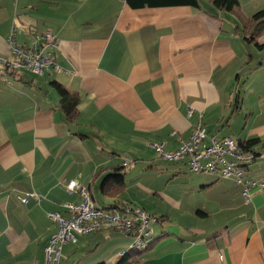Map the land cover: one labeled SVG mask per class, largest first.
I'll return each instance as SVG.
<instances>
[{
	"label": "crops",
	"instance_id": "crops-1",
	"mask_svg": "<svg viewBox=\"0 0 264 264\" xmlns=\"http://www.w3.org/2000/svg\"><path fill=\"white\" fill-rule=\"evenodd\" d=\"M197 2L132 9L126 0H0V59L10 57L13 28L18 44L45 31L59 40L58 70L10 73L0 63V264H48L44 249L59 231L48 215L66 216L63 205L80 202L66 191L72 181L98 207L130 205L162 220L152 230L160 240L136 264H264V192L245 203L232 179L194 174L184 162L166 161L158 188L126 176L132 162L158 159L153 145L176 150L201 122L218 140L258 139L245 176L264 178V25L253 19L264 0H238L229 12ZM53 82L78 97L73 119ZM118 168L124 188L104 194L103 178ZM181 178L190 184L182 196L167 190ZM141 188L153 195L146 205L136 200ZM106 243L116 252L110 245L96 256ZM130 243L101 231L81 236L75 255L74 246L61 252L73 264L110 263Z\"/></svg>",
	"mask_w": 264,
	"mask_h": 264
},
{
	"label": "built area",
	"instance_id": "built-area-1",
	"mask_svg": "<svg viewBox=\"0 0 264 264\" xmlns=\"http://www.w3.org/2000/svg\"><path fill=\"white\" fill-rule=\"evenodd\" d=\"M20 32V29L13 28L10 33V57L0 59L3 70L10 73L26 71L42 76L50 69H59L52 57V50L59 48V40L54 33L45 31L39 35L27 34L29 40L18 44L13 38ZM191 113L192 110L189 111ZM153 149L158 158L184 162L194 174H208L219 180L232 179L241 187L240 195L245 203L250 202L253 190L264 192V178L253 180L244 174L243 168L253 162L254 153L247 150L245 144L230 137L219 140L208 137L201 122L193 126L189 138L181 141L176 150L166 151L163 145H153ZM66 191L77 193L80 202L64 204L66 216L58 213L48 215L59 228L57 235L50 239L44 249L48 264H57L63 245L70 242L75 244L78 237L95 232H116L130 237L132 249H144L152 239L151 225L159 222L156 216L130 205L110 209L98 207L94 205L88 189L75 181L66 185ZM22 201L26 202L25 199Z\"/></svg>",
	"mask_w": 264,
	"mask_h": 264
},
{
	"label": "trees",
	"instance_id": "trees-1",
	"mask_svg": "<svg viewBox=\"0 0 264 264\" xmlns=\"http://www.w3.org/2000/svg\"><path fill=\"white\" fill-rule=\"evenodd\" d=\"M126 2L128 6L132 9H140L145 7L157 8V7H172V6H189V7L198 8L197 0H126ZM212 4L217 8L229 12L232 11L236 6H238V0H212ZM253 19L255 21L259 20L258 24L256 25L257 29L262 27L264 25V10L253 16ZM254 34L252 35V37H250L249 40H253ZM51 84L52 87L59 93L61 97V103L63 105L62 108L66 117L69 120L73 119L77 114V106L79 104L78 97L76 95L68 94L61 85L55 82ZM241 143L245 144L246 149L252 151L255 155L253 162L247 167L243 168L244 174L246 175V171L249 168V166H251L260 155V153L254 150V147L258 145L260 142L258 139H251ZM127 165L125 166L123 165V166L126 167ZM124 178H125L124 169L123 168L115 169L112 173L107 174L103 178L101 183V191L104 194H109L115 190L116 191L118 190V192H120L125 186ZM158 220L159 222L162 221L159 218ZM159 238H155L152 235V239H151L152 241L150 240V242L147 244V246L144 249H132L130 248L129 245L128 250L122 252L121 253L122 255L118 256L119 259L115 263L101 262L99 264H136V262L133 259L141 256L145 251L149 250L158 240H160Z\"/></svg>",
	"mask_w": 264,
	"mask_h": 264
},
{
	"label": "rangeland",
	"instance_id": "rangeland-1",
	"mask_svg": "<svg viewBox=\"0 0 264 264\" xmlns=\"http://www.w3.org/2000/svg\"><path fill=\"white\" fill-rule=\"evenodd\" d=\"M143 159V158H142ZM143 161H145V159H143V160H140V161H135V162H132L131 164H130V166H128L127 168H126V170H127V174H126V176L128 175V177L129 176H134L135 174H137L136 176H141L142 178H144V183H147V182H152V184L153 185H155V187H161L160 186V184H163L164 182H166L167 181V174L169 173V172H163L164 170H166V169H169L168 168V165L170 164V163H168V162H166V160H163V159H157L155 162H153V163H151V162H143ZM153 166V169H150L149 167H152ZM161 169H163V170H161ZM149 170H153L154 171V173H152L153 175H147V174H149L150 173V171ZM164 173V174H163ZM187 176H193V175H191V174H186V175H184L183 177H187ZM157 178V179H156ZM158 178H160L159 180H158ZM143 183V184H144ZM189 186H190V184H189V182H188V180H186L185 178H181V179H179V180H177V181H175V182H173V183H171V184H169V187L167 188V190L168 191H171V188L172 187H174V190L176 191V192H178V193H180L181 194V196H182V190L181 189H183V188H187V189H189ZM141 189H143V188H141ZM144 190V189H143ZM177 193V194H178ZM137 198H136V200H139V201H141V202H143L141 199H143V200H146V201H152V199L151 198H153V195L151 196V197H149V194H148V191H146V190H144V191H142V190H139L138 191V195L136 196ZM141 205H146V203L145 202H143V204H141ZM151 207H152V205H150ZM163 208H165L166 210L168 209V206L167 205H164L163 206ZM166 210H164V211H166ZM158 224L156 223V224H152L151 225V227H152V230H153V233H154V231H155V229H156V226H157ZM79 238L80 237H78V240H79ZM115 239V241L117 242L118 240L116 239V238H114ZM127 242H128V244H129V242H130V240L129 239H127ZM76 244V243H75ZM75 244H73V243H67V244H65L64 245V249H63V251H65L67 248H71L72 246H74V249L72 250V252L73 253H71L72 254V256L73 255H75V253L74 252H77L76 251V247H75ZM128 244H126V245H124L123 246V250H121V252H119V253H122V252H124V251H127L128 250ZM111 245V246H110ZM110 246V247H109ZM107 247H109L108 249H109V253L111 254V253H115L116 251V249L117 248H115L114 247V245H113V243H106V244H103L102 246H101V248L98 250V252H97V254H96V256L99 254V252H101V251H103V250H105ZM107 253H108V250H105ZM60 264H73V258H69V259H67V260H65L64 259V254L61 252L60 253ZM119 255V254H118ZM95 256V257H96ZM106 261V260H105ZM110 263H112V262H114L115 261V254H114V256L112 257V258H110ZM116 262V261H115ZM114 262V263H115Z\"/></svg>",
	"mask_w": 264,
	"mask_h": 264
}]
</instances>
